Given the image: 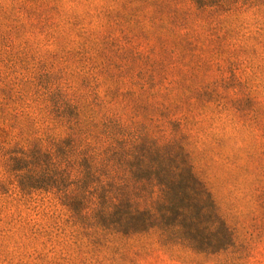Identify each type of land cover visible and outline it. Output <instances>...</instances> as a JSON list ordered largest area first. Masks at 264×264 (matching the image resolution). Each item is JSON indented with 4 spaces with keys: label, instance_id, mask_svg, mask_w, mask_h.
I'll return each mask as SVG.
<instances>
[{
    "label": "rangeland",
    "instance_id": "rangeland-1",
    "mask_svg": "<svg viewBox=\"0 0 264 264\" xmlns=\"http://www.w3.org/2000/svg\"><path fill=\"white\" fill-rule=\"evenodd\" d=\"M107 118L184 147L228 249L73 226L68 160L23 189L39 140L84 150ZM0 264H264V0H0Z\"/></svg>",
    "mask_w": 264,
    "mask_h": 264
},
{
    "label": "trees",
    "instance_id": "trees-1",
    "mask_svg": "<svg viewBox=\"0 0 264 264\" xmlns=\"http://www.w3.org/2000/svg\"><path fill=\"white\" fill-rule=\"evenodd\" d=\"M62 121L56 124L62 126ZM123 130L116 120L107 118L98 132L88 130L92 138L84 150L75 145L61 151L57 141L54 154L43 147L44 139L39 140L37 188L32 185L36 180L28 177L27 171L23 189L46 192L49 173L57 170L56 175L60 176L61 165L68 160L77 177L74 189L67 192L63 186L55 187L70 212L68 221L73 226L98 229L108 218L124 236L156 234L164 244L180 243L208 254L228 249L232 235L184 147L142 136V132L126 135ZM26 159L25 153L14 157L5 151L3 167L14 170L16 163ZM27 161L29 165L30 159ZM71 173L62 174V179H69ZM81 174L83 177L79 178ZM61 177L55 178L54 183Z\"/></svg>",
    "mask_w": 264,
    "mask_h": 264
}]
</instances>
